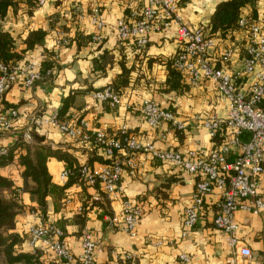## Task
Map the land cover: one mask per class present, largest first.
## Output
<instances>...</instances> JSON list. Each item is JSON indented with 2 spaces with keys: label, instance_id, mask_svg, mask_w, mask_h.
Wrapping results in <instances>:
<instances>
[{
  "label": "crops",
  "instance_id": "0c3cea01",
  "mask_svg": "<svg viewBox=\"0 0 264 264\" xmlns=\"http://www.w3.org/2000/svg\"><path fill=\"white\" fill-rule=\"evenodd\" d=\"M223 0H175L179 20L188 26H200L206 30L216 5ZM23 6V4H21ZM141 6L140 0H64L58 7L54 0H47L32 14L24 12L8 13L4 29L16 39V50L24 48V38L31 29L42 28L47 33L31 52V59L38 65L44 59L43 50L55 53L56 67L50 77L44 78L29 88L12 85L4 95V106L16 109L17 121L11 129H0V147L11 146L29 128L32 115H49L56 112L69 98L66 115L81 118L89 130L101 129L108 135H115L121 127L132 131L140 139L149 140L157 148L184 151L195 149L210 151L214 141L207 129L192 122L195 114H216L224 117L225 101L221 100L214 85L205 80L198 86H191L183 93L166 91L163 82L166 78L165 59L177 51L175 39L176 24L171 23L162 32L149 34L145 47L138 48L131 42L120 43L116 39L115 23L119 18L129 15ZM93 9H98L103 26L100 30V47L97 43L82 42L79 46L72 41L76 31L85 35L97 33L92 22ZM264 0H257L255 11L249 6L241 9V16L257 21L262 15ZM254 14V15H253ZM49 19L53 26L49 27ZM64 31V32H63ZM59 32L71 38L66 46H56ZM231 39L222 41L224 46H232V55L227 63H222L225 71L240 70L243 53L239 49L244 38L243 29L231 34ZM212 59L218 55L220 45L213 40ZM103 55L101 62L97 58ZM214 57V58H213ZM215 64L219 61L214 59ZM122 65L128 70L126 85L120 88V103L113 109L107 104L92 99L91 92L110 87L114 78L121 73ZM247 80H238L241 90L247 89ZM155 100L163 109H171L180 120L187 121L184 131L175 132L169 125L162 124L156 129L149 128L139 113L142 99ZM44 136L43 144L53 150L65 152L79 164L90 163L100 166L107 158L92 146L77 143L61 133L53 124H45L35 129ZM249 134L242 133L247 140ZM34 144L33 139L28 141ZM232 159V157H230ZM64 160L50 157L47 160L52 180H58L64 169ZM264 168V158H263ZM0 173L20 183L19 170L15 163L0 168ZM123 197L143 208L136 225L135 235H129L122 222L111 223L112 216L120 215L121 199L108 200L99 189L88 188L91 209L86 212L84 229H88L98 243L94 252L95 264H229L233 257L226 244L224 234L212 224L214 202L219 198L214 193L206 198L204 211L196 225L184 237L182 216L184 207L192 200L196 177L185 173L168 163H162L145 154L138 155V164L132 171L124 170L121 176ZM70 196L60 211H53L50 198L47 201V220L56 221L61 217L71 218L80 211L82 196L80 188L72 185ZM259 191L264 199V171L259 177ZM22 202L33 205L28 194H22ZM84 199V197H82ZM238 225L237 236L243 241L253 258L238 264H262L264 251V207L257 213L237 211L234 215ZM38 218L37 213L22 210L16 217V230H26ZM65 243L73 252L79 251V238L75 235L77 227L66 225ZM41 242L36 247L41 248ZM29 248L28 244H24ZM180 254L189 256L187 261Z\"/></svg>",
  "mask_w": 264,
  "mask_h": 264
},
{
  "label": "built area",
  "instance_id": "2783aa9c",
  "mask_svg": "<svg viewBox=\"0 0 264 264\" xmlns=\"http://www.w3.org/2000/svg\"><path fill=\"white\" fill-rule=\"evenodd\" d=\"M46 1L38 0V3L42 5ZM140 1L138 10L131 12L127 18L122 17L116 21L117 41L121 43L132 40L138 48H143L150 33L162 32L171 23L176 24L177 51L173 55L172 66L191 86H198L205 80L211 82L221 100L225 101L226 107L224 117L198 113L191 118L192 122L207 129L211 138L225 126L227 138L210 151L202 153L195 149H161L149 140L140 139L134 133H127L125 127L117 130V136L108 135L98 128L87 129L82 119L76 122L73 117H65L58 121L54 112L47 116L32 115L29 128L22 135L23 140L31 141V128L53 124L71 140L97 147L104 156L112 158L110 163L97 167L82 165L79 174L83 182L92 186L97 184L108 200L121 199L120 215L112 216L110 222H122L129 235H135L143 208L123 197L120 180L124 170L132 171L136 168L138 155H148L194 175L196 182L192 200L183 209L181 236H186L198 222L204 211L206 198L217 193L219 198L214 202L212 224L224 234L226 244L233 253L228 262H248L253 255L237 236L238 225L234 215L237 211L257 213L264 207V199L259 191V177L264 171V108L259 106L264 97V9L257 21L248 20L244 16L238 19V27L247 32L245 56L240 70L228 72L216 67L214 59L220 64L227 63L231 58L232 48H222L217 57L212 59L213 39L206 37L202 27L188 26L179 20L175 0ZM92 22L97 28V33L92 35V41L99 42L103 22L98 9H93ZM1 24L0 20V26ZM66 43V34L59 32L56 46H65ZM51 74L50 69L42 72L33 59L0 61V129H11L18 118L16 109H4L2 100L6 91L18 83L24 88H29ZM246 78L247 89L243 91L237 81ZM91 97L98 102L107 101L110 106L120 103V96L110 87L92 91ZM139 113L151 129H156L162 124L177 131H184L186 127L187 121L178 119L174 112L161 108L153 99H142ZM243 132L249 134L247 140L242 139ZM4 152L5 148L0 147V155ZM66 177L67 171L64 169L59 173L58 180L63 182ZM29 232V246L34 247L41 242L61 260V264H95L94 252L98 249V243L88 229H84L79 237V252L75 257L70 253L59 228L44 224L38 218L29 227ZM179 258L187 261L189 256L180 254ZM261 262L264 264V251Z\"/></svg>",
  "mask_w": 264,
  "mask_h": 264
},
{
  "label": "trees",
  "instance_id": "16d2710c",
  "mask_svg": "<svg viewBox=\"0 0 264 264\" xmlns=\"http://www.w3.org/2000/svg\"><path fill=\"white\" fill-rule=\"evenodd\" d=\"M63 1L64 0H54V6L58 7ZM256 1L257 0H223L216 5L210 17L209 25L206 27L204 33L207 38L216 40V43L220 45L218 48L219 51L222 50V41L231 39V34L239 29L237 21L241 17V9L249 6L254 13ZM21 4H23V6ZM39 7L38 0H0V20L2 22L0 26V61L17 62L20 61V59L28 60L32 58L28 53L40 44L47 32L42 28L31 29L24 38V48L16 50V39L4 29V26L10 11L14 15L19 11L30 15ZM128 16L129 15H125L124 18ZM53 24V19H49V27L53 26ZM243 32L244 38L239 49L242 51L244 57L247 32L245 29H243ZM72 41L76 42L78 46L82 42L91 43L92 34L85 35L76 31ZM127 41L129 40L123 42ZM70 42L71 38L67 36L66 45ZM102 42L103 40L97 43L96 47L99 48ZM131 42L135 45L134 41L131 40ZM135 47L137 46L135 45ZM225 47L232 48L230 45L224 46L223 48ZM43 52L44 59L38 65L39 68L42 72L48 69L53 70L56 67L55 53L52 50H43ZM103 58L104 56L100 55L97 61L101 62ZM172 59L173 55L165 59L167 73L163 86L166 91L173 90L180 94L188 88V85H186L187 83L182 75L172 66ZM216 67L222 68V64L218 63ZM127 79L128 70L122 65L121 73L114 78L110 86L111 90L119 95L120 88L126 85ZM3 103L4 98L2 100V104ZM68 103L69 98L64 99L62 106L56 111L58 121L68 117L66 115ZM103 103L107 104L108 109H113L117 106H110L107 101ZM259 106L264 108V97L261 99ZM4 109L8 108L4 106ZM166 110L172 111L171 109ZM80 120L81 118H77L76 122ZM35 129L34 127L30 129L34 144L23 140V138H19L13 145L4 147L5 152L0 155V168L15 163L20 176V183L16 184L10 177L0 173V264H61V260L55 257L44 246L41 248L36 246H29V248L24 247V244L29 245L30 232L29 228L26 230H16L17 215L24 209H29V211L37 213L44 224L59 228L63 233L64 239L67 235L66 225L74 224L77 227L75 235L79 238L84 230L83 226L85 225L86 212H88L92 206V202L88 200L89 197L87 198V195L89 196L88 188L99 189L97 184L94 186L89 185L80 178V167L82 165L91 166L90 163L79 164L74 158L67 155V153L51 149L48 145L43 144L45 139L44 136L37 133ZM174 131L179 132L177 130ZM127 133L133 132L127 130ZM115 135H118V131H116ZM227 136L225 126H222L216 132L215 137L212 138L214 146L222 143ZM93 148L99 151L97 147ZM50 157H55L65 162L64 169L67 171V177L61 183L54 182L52 180V175L48 171L47 160ZM112 160V158L107 157L102 163L108 164ZM72 185L78 186L82 193V196H79L81 200L80 211L69 219L61 217L53 222L48 221L46 216L48 198H50L53 203V211H60L63 208V203L70 196L68 189ZM22 194H28L33 205L24 204L21 199ZM82 197H84V199H82ZM69 251L74 257L79 252L73 253L70 249Z\"/></svg>",
  "mask_w": 264,
  "mask_h": 264
}]
</instances>
